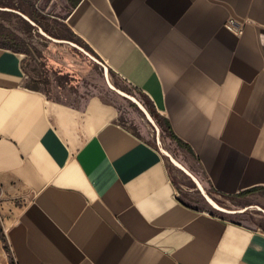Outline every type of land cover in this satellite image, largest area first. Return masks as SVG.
Listing matches in <instances>:
<instances>
[{
  "label": "crops",
  "instance_id": "0c3cea01",
  "mask_svg": "<svg viewBox=\"0 0 264 264\" xmlns=\"http://www.w3.org/2000/svg\"><path fill=\"white\" fill-rule=\"evenodd\" d=\"M67 23L217 194L264 188V0H74ZM118 117L26 87L0 47V264H264V231L182 202Z\"/></svg>",
  "mask_w": 264,
  "mask_h": 264
},
{
  "label": "rangeland",
  "instance_id": "374dc122",
  "mask_svg": "<svg viewBox=\"0 0 264 264\" xmlns=\"http://www.w3.org/2000/svg\"><path fill=\"white\" fill-rule=\"evenodd\" d=\"M73 1L0 0V46L11 47L22 57L25 86L70 104L92 95L113 104L119 123L162 154L182 202L264 231V188L244 196L217 194L189 151L168 137L154 120L158 131L134 102L146 108L140 91L108 67L69 27L67 17ZM167 153L201 183L204 192L186 171L171 162ZM203 193L223 210L215 208Z\"/></svg>",
  "mask_w": 264,
  "mask_h": 264
},
{
  "label": "trees",
  "instance_id": "16d2710c",
  "mask_svg": "<svg viewBox=\"0 0 264 264\" xmlns=\"http://www.w3.org/2000/svg\"><path fill=\"white\" fill-rule=\"evenodd\" d=\"M73 4H74V1H73ZM2 47V46H0ZM3 48H7V49H10L14 52H16L15 50H13L11 47H3ZM36 90V89H34ZM140 93L142 94L143 96V99H144V103H145V106H146V109L147 111L149 112V114L154 118V120L156 121V123L159 125V127L161 128V130L168 136L170 137L172 140L176 141V143L181 146V147H184L186 148L188 151H189V148L188 146L181 140L179 139L175 134L174 132L172 131V128L170 126V123L169 121L164 118L162 115H160L154 105L152 104V102L150 101V99L140 91ZM258 189H261V188H252V189H248V190H245V191H242L236 195H228V196H244V195H247L255 190H258ZM224 196V195H223Z\"/></svg>",
  "mask_w": 264,
  "mask_h": 264
},
{
  "label": "bare ground",
  "instance_id": "6f19581e",
  "mask_svg": "<svg viewBox=\"0 0 264 264\" xmlns=\"http://www.w3.org/2000/svg\"><path fill=\"white\" fill-rule=\"evenodd\" d=\"M134 100V102L136 103V104H138V106L143 110V112L148 116V118H149V120L156 126V128H157V130L159 131L160 129L158 128V126L156 125V123H155V121H154V119L152 118V116L149 114V112L147 111V109L146 108H144V106L140 103V102H138L137 100H135V99H133ZM167 155L170 157V160H171V162L175 165V166H177V167H179V168H181V169H183L184 171H186L195 181H196V183H197V185H198V187H199V189L200 190H202V192H204V189H203V186L201 185V183L180 163V162H178L175 158H173L172 156H170L168 153H167ZM207 199H208V201L210 202V203H212L213 204V206L215 207V208H217L218 210H223L222 208H220L216 203H214L213 201H212V199L211 198H209V197H207ZM229 213H234L233 211H228Z\"/></svg>",
  "mask_w": 264,
  "mask_h": 264
},
{
  "label": "water",
  "instance_id": "95a60500",
  "mask_svg": "<svg viewBox=\"0 0 264 264\" xmlns=\"http://www.w3.org/2000/svg\"><path fill=\"white\" fill-rule=\"evenodd\" d=\"M204 197L207 198V196L203 193Z\"/></svg>",
  "mask_w": 264,
  "mask_h": 264
}]
</instances>
